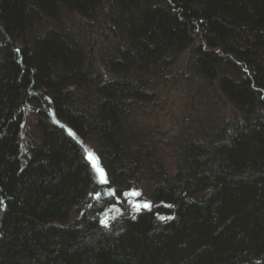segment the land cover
I'll use <instances>...</instances> for the list:
<instances>
[{
    "label": "trees",
    "instance_id": "1",
    "mask_svg": "<svg viewBox=\"0 0 264 264\" xmlns=\"http://www.w3.org/2000/svg\"><path fill=\"white\" fill-rule=\"evenodd\" d=\"M175 87L212 114L166 138ZM0 264H264V0H0Z\"/></svg>",
    "mask_w": 264,
    "mask_h": 264
},
{
    "label": "rangeland",
    "instance_id": "2",
    "mask_svg": "<svg viewBox=\"0 0 264 264\" xmlns=\"http://www.w3.org/2000/svg\"><path fill=\"white\" fill-rule=\"evenodd\" d=\"M102 26V31L104 30V26L101 24H96L95 29L99 30L100 27ZM101 30V29H100ZM88 34V33H87ZM101 38V37H99ZM94 40V39H93ZM101 40V39H100ZM94 42V41H93ZM94 44V43H93ZM102 47L110 46L107 45L105 42L101 43L99 45H96L95 48V59L96 62L99 64V69L102 70V61L105 59L107 54L100 53V50ZM106 50V49H105ZM111 52V51H109ZM100 53V55H99ZM103 54V55H102ZM104 56V57H103ZM185 63H188L191 59L190 52L188 54H185ZM104 58V59H103ZM199 82H202V79H198ZM184 82V81H183ZM180 82V83H183ZM185 83V82H184ZM193 84V87L197 84L196 82H191ZM200 89V86H198ZM160 95L164 96V98L170 99L169 101H165L161 103L160 105H157L153 108L148 107L150 110V115L144 116L142 121L145 122L146 124H149L155 129H158L160 131H163L161 133H164L165 137L168 138L169 136L172 135H180L185 133V130L188 127L194 126L195 124L201 123V120L204 119V121H207V117L205 116L206 113L209 112V115L212 114V111H209V107L206 102L203 104L201 102L195 104L188 103L186 98L183 95V91L180 90L179 88H173L172 90H164ZM196 99H199V96H196ZM217 102H220L222 99L217 97ZM221 103V102H220ZM224 109L225 112V107L222 106V110ZM231 109L230 106L228 105V108L226 109V112L224 113V116L226 119L231 118ZM149 116V117H148ZM37 120V110L34 106V104H30L27 106L25 109L24 113V121H23V128L21 130V136H20V148H21V155L26 156L28 149L30 146H32L33 142V129L35 127ZM196 126V125H195ZM156 133V132H155ZM157 138V137H156ZM161 146V151L159 154L162 157L166 158V163L168 166L173 165L172 162L174 163L173 159L174 157L171 156V151L170 148L167 146L166 142L164 140H161L158 143ZM168 147V148H166ZM92 143L86 144L85 145V150L87 152V156L91 154V161L93 162L94 167L96 168V171L98 173V177L100 178V172L98 169H102L97 161V157L94 155V149H93ZM165 151V152H164ZM25 162V160H24ZM173 169V168H172ZM104 172V170H103ZM105 173V172H104ZM134 192L140 193V195H133ZM144 194H146V187L144 184L140 185H134L132 186L125 194V199L120 201L118 204L111 206L108 210H106L103 215H102V221L107 220V224L110 222V220L116 215L115 211H111V209H126L128 212H133V214L139 212L136 210V204H141L143 205L144 202H150L148 201L145 197ZM151 203V202H150ZM118 205V206H117ZM152 206V204H151ZM145 209L141 207V210ZM148 209V208H147ZM140 210V211H141ZM124 211V213L126 212ZM117 212H121L120 210H117Z\"/></svg>",
    "mask_w": 264,
    "mask_h": 264
},
{
    "label": "snow or ice",
    "instance_id": "3",
    "mask_svg": "<svg viewBox=\"0 0 264 264\" xmlns=\"http://www.w3.org/2000/svg\"><path fill=\"white\" fill-rule=\"evenodd\" d=\"M91 154L89 155V159H91ZM98 171L100 172V180L102 183H108V180H107V177H106V174L103 172V169H98ZM133 195H140V193L138 192H134ZM136 210L137 211H140L141 210V207L147 209V208H150L151 207V203L150 202H144L143 205L141 206V204H136ZM102 223H105L107 224V220H104L102 221Z\"/></svg>",
    "mask_w": 264,
    "mask_h": 264
}]
</instances>
